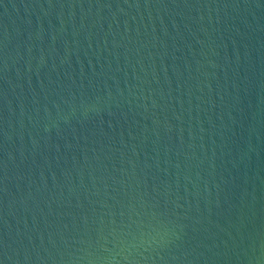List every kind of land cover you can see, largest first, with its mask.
<instances>
[{
    "label": "water",
    "instance_id": "water-1",
    "mask_svg": "<svg viewBox=\"0 0 264 264\" xmlns=\"http://www.w3.org/2000/svg\"><path fill=\"white\" fill-rule=\"evenodd\" d=\"M3 264H264V0H0Z\"/></svg>",
    "mask_w": 264,
    "mask_h": 264
},
{
    "label": "snow or ice",
    "instance_id": "snow-or-ice-1",
    "mask_svg": "<svg viewBox=\"0 0 264 264\" xmlns=\"http://www.w3.org/2000/svg\"><path fill=\"white\" fill-rule=\"evenodd\" d=\"M0 264H3V261H0Z\"/></svg>",
    "mask_w": 264,
    "mask_h": 264
}]
</instances>
